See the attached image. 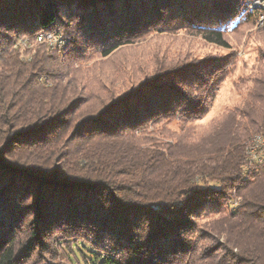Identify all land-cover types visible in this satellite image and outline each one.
I'll list each match as a JSON object with an SVG mask.
<instances>
[{"label": "trees", "instance_id": "1", "mask_svg": "<svg viewBox=\"0 0 264 264\" xmlns=\"http://www.w3.org/2000/svg\"><path fill=\"white\" fill-rule=\"evenodd\" d=\"M252 3L0 0V264H60L59 247L79 244L92 250L85 264H264V163L241 175L245 142L264 135V52L246 125L197 148L191 128L233 54L163 65L119 96L86 95L78 79L92 50L107 58L153 35L230 50L225 34L264 15ZM45 32L67 47L37 43ZM22 38L31 48H16ZM174 121L179 132L165 127ZM158 128L175 141L143 138ZM236 190L242 201L227 212ZM207 213L240 230L216 250L190 236Z\"/></svg>", "mask_w": 264, "mask_h": 264}, {"label": "rangeland", "instance_id": "2", "mask_svg": "<svg viewBox=\"0 0 264 264\" xmlns=\"http://www.w3.org/2000/svg\"><path fill=\"white\" fill-rule=\"evenodd\" d=\"M263 4L264 0H253L250 9L264 11ZM262 16L264 15H261L259 20L254 18L245 20L238 28L225 34L232 46L230 50L208 44L200 37H193L184 32L167 36L153 35L137 45L122 48L107 58L101 57L94 49L89 60L84 63L82 71L79 72L78 79L81 86L84 87L86 95L119 96L137 86L163 65L168 66L182 63L184 60L198 61L209 56L220 57L233 54L235 64L211 103L208 115L191 128L189 141L192 142L194 148H197L196 146L201 145L209 135L214 138L219 135L226 137L232 129L240 127L239 130H242L247 123L242 111L246 110L250 104L255 78L263 66L264 20L261 21ZM23 39L28 38H22L16 46ZM36 42L38 43V41ZM20 50L25 51L26 49ZM165 127L173 132H179L176 121ZM161 129H156L157 132L150 129L143 138L153 141L151 143L175 141V137L162 134ZM260 134L253 132L245 142V164L241 170L242 182L249 178L247 150ZM241 201L240 193L236 190L228 200L227 212L236 210ZM225 216L226 214L207 213L200 217L198 229L190 235L198 241L199 247L216 250L219 245L226 243L225 236H231L230 232L234 233L233 236L238 235L239 228L231 230L234 225L231 226L230 222L225 221L223 219ZM58 252L56 262L60 264H85L83 255L89 260L93 258L92 250L82 244L72 251L66 246H60ZM89 263L91 264V262Z\"/></svg>", "mask_w": 264, "mask_h": 264}, {"label": "built area", "instance_id": "3", "mask_svg": "<svg viewBox=\"0 0 264 264\" xmlns=\"http://www.w3.org/2000/svg\"><path fill=\"white\" fill-rule=\"evenodd\" d=\"M264 7V4H263ZM264 16H262L261 21L263 22ZM38 43L45 44L47 46L56 45H68V39L62 34L57 33V35H47L37 38ZM31 43L28 39H23L21 44L16 46L17 49H28ZM247 174L255 168L258 164L264 163V135H258V138L253 140V148L247 150Z\"/></svg>", "mask_w": 264, "mask_h": 264}, {"label": "bare ground", "instance_id": "4", "mask_svg": "<svg viewBox=\"0 0 264 264\" xmlns=\"http://www.w3.org/2000/svg\"><path fill=\"white\" fill-rule=\"evenodd\" d=\"M263 9H264V7H263ZM264 20V19H263ZM47 35H57V33L56 32H50V33H43V34H41L40 36H38V37H42V36H47ZM51 49H58V50H63V49H65L66 47H67V45H56V46H54V47H52V46H49ZM256 138H258V136L256 137ZM255 138V139H256ZM251 148H253V144L251 145V147L249 148V149H251ZM248 149V148H247Z\"/></svg>", "mask_w": 264, "mask_h": 264}]
</instances>
